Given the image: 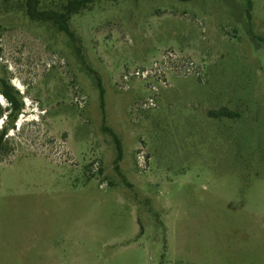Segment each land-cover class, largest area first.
Wrapping results in <instances>:
<instances>
[{
    "label": "rangeland",
    "instance_id": "obj_1",
    "mask_svg": "<svg viewBox=\"0 0 264 264\" xmlns=\"http://www.w3.org/2000/svg\"><path fill=\"white\" fill-rule=\"evenodd\" d=\"M69 29L0 0L21 104L0 117V264H264V0H102ZM169 53L200 77L122 79Z\"/></svg>",
    "mask_w": 264,
    "mask_h": 264
},
{
    "label": "trees",
    "instance_id": "obj_2",
    "mask_svg": "<svg viewBox=\"0 0 264 264\" xmlns=\"http://www.w3.org/2000/svg\"><path fill=\"white\" fill-rule=\"evenodd\" d=\"M9 2L11 0H4ZM21 2V8L25 11L27 17L34 22H51L58 26V28L66 34L72 36V32L69 29V21L73 14L80 12L81 10L91 6L92 4L102 0H68L64 3L60 9L42 10L40 7L41 0H18ZM13 91V88L9 86L7 93V101L9 106L2 110L0 108V117L10 116L13 111L18 112L21 110V104ZM0 138V142H1Z\"/></svg>",
    "mask_w": 264,
    "mask_h": 264
},
{
    "label": "built area",
    "instance_id": "obj_3",
    "mask_svg": "<svg viewBox=\"0 0 264 264\" xmlns=\"http://www.w3.org/2000/svg\"><path fill=\"white\" fill-rule=\"evenodd\" d=\"M162 62L158 64V62H154L152 64V68H146L142 70H136L135 72H128L122 76V79L125 82L130 81L132 78L139 79L142 81H155L156 83H149L148 87L154 92H159V85L162 87H168V72L170 74H176L179 76H186V75H194L196 77H200L202 74V68L194 67V63L189 62L187 64V71L186 73L183 72V68L179 67L178 63L181 62L177 60L176 56L172 53H169V56L166 59H162ZM175 61L177 66L175 67ZM200 70V71H199ZM124 89H127L124 86ZM2 97L0 96V101ZM143 108H154L156 107L155 102L152 98L148 99L147 102H144L142 105ZM137 165L139 168L144 169L146 167V154L144 151H140L137 154Z\"/></svg>",
    "mask_w": 264,
    "mask_h": 264
},
{
    "label": "flooded vegetation",
    "instance_id": "obj_4",
    "mask_svg": "<svg viewBox=\"0 0 264 264\" xmlns=\"http://www.w3.org/2000/svg\"><path fill=\"white\" fill-rule=\"evenodd\" d=\"M9 88V80H8V72H7V66L0 67V96L2 98H5L7 100V93ZM6 132L2 131L0 133V138H4L6 136ZM2 141L0 142V149H2Z\"/></svg>",
    "mask_w": 264,
    "mask_h": 264
}]
</instances>
